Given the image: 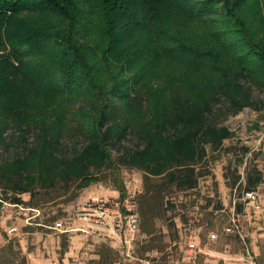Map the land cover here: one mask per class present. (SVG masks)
<instances>
[{"label":"trees","instance_id":"16d2710c","mask_svg":"<svg viewBox=\"0 0 264 264\" xmlns=\"http://www.w3.org/2000/svg\"><path fill=\"white\" fill-rule=\"evenodd\" d=\"M245 107L264 109V0H0V211L110 176L124 199V166L141 202L194 191Z\"/></svg>","mask_w":264,"mask_h":264},{"label":"rangeland","instance_id":"374dc122","mask_svg":"<svg viewBox=\"0 0 264 264\" xmlns=\"http://www.w3.org/2000/svg\"><path fill=\"white\" fill-rule=\"evenodd\" d=\"M224 123L234 135L225 141L221 154L210 156L203 164L206 174L194 191L167 197L163 190L141 202V194L151 181L141 169L124 166V199L110 176L42 202L39 216L33 210L4 202L0 211V264H94L103 251L112 253L107 264H264V109L245 107ZM16 150L15 145L1 149L0 161L12 157ZM242 151L241 177L233 185L226 171ZM249 167L261 173V181L253 187L259 207L244 197ZM158 180L154 178L156 183ZM23 197L27 200L30 194ZM95 198L107 201L111 224L115 217L122 219L117 233L108 226L98 228L86 223L79 216L78 210L92 205ZM128 209L138 217V230L130 244L125 241L133 235L125 218ZM53 215L71 230L49 228L53 221L47 219ZM11 225L18 227L17 232L6 231ZM212 232L217 234L216 239L211 238ZM190 241L200 248L187 252ZM149 243L154 247L148 249Z\"/></svg>","mask_w":264,"mask_h":264},{"label":"built area","instance_id":"2783aa9c","mask_svg":"<svg viewBox=\"0 0 264 264\" xmlns=\"http://www.w3.org/2000/svg\"><path fill=\"white\" fill-rule=\"evenodd\" d=\"M244 197L246 200L251 201L252 203H254V205L256 207H259L258 204V194L255 191V189H247ZM12 205L15 206H19L20 208H24L21 205H17L14 203H11ZM3 206V205H2ZM27 209H31V208H27ZM32 210H35V215L39 214V210L36 208H33ZM110 211V206L108 205L107 201H105L102 198H95L93 199V204L92 205H84L82 206V208L80 209V211L78 210V214L79 216L86 222V223H91L93 226H97L98 228H106V226H108L107 228L112 230L113 232L117 233V227L122 226V219L120 218V216L115 217L113 223L111 224L110 220H108V212ZM127 214L125 215L127 224H128V228L131 232H133V235L131 238H126L125 241L130 244L132 239L134 238V233L138 230V217L137 215L133 212V209H128V211L126 212ZM32 223V222H29ZM49 228H54L56 230L59 231H68L71 230L70 228H66V226L64 225L62 220H56L53 225H48ZM104 226V227H103ZM75 229V228H74ZM18 227L16 225H11L9 227H7L6 231L9 234H13L15 232H17ZM211 238L212 239H216L217 238V234L215 232H212L211 234ZM200 248V246L198 245V243H196L195 241H190L187 244V252L192 253L196 250H198Z\"/></svg>","mask_w":264,"mask_h":264}]
</instances>
